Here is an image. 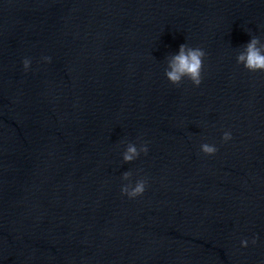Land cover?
I'll return each instance as SVG.
<instances>
[{"label": "water", "instance_id": "obj_1", "mask_svg": "<svg viewBox=\"0 0 264 264\" xmlns=\"http://www.w3.org/2000/svg\"><path fill=\"white\" fill-rule=\"evenodd\" d=\"M252 36L264 0H0V264H264ZM185 43L200 87L165 75ZM129 143L148 154L125 163Z\"/></svg>", "mask_w": 264, "mask_h": 264}, {"label": "clouds", "instance_id": "obj_2", "mask_svg": "<svg viewBox=\"0 0 264 264\" xmlns=\"http://www.w3.org/2000/svg\"><path fill=\"white\" fill-rule=\"evenodd\" d=\"M206 52L200 47H190L187 43L182 44L177 54H173L168 58V67L165 69V75L168 81L175 86H180L185 79L189 80L195 87H200L203 82L204 60ZM47 62L51 63L50 58H45ZM238 64L243 65L248 72L251 73H264V47H261V41L258 37L252 36L250 42L246 44L244 50L237 56ZM24 70L27 72L31 67V61L24 59ZM232 134L226 131L223 134V141L227 143L232 140ZM201 150L206 156H215L218 149L214 145L207 143L201 145ZM148 147L146 144L138 148L129 143L127 149L123 154L125 163H132L139 158L141 152L144 155L148 154ZM123 180L129 183L121 188L122 195L127 196L129 199H136L144 195L148 182L146 179H139L135 185L131 183L132 173H123ZM258 237L251 240L252 245H256ZM241 246L247 248L249 241L244 239L241 241Z\"/></svg>", "mask_w": 264, "mask_h": 264}]
</instances>
